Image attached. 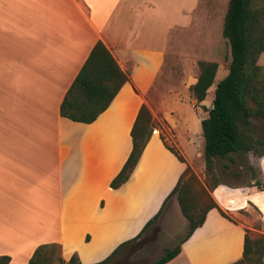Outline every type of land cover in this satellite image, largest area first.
Segmentation results:
<instances>
[{
  "label": "crops",
  "instance_id": "obj_1",
  "mask_svg": "<svg viewBox=\"0 0 264 264\" xmlns=\"http://www.w3.org/2000/svg\"><path fill=\"white\" fill-rule=\"evenodd\" d=\"M211 10V0H0V257L8 264H27L36 247L52 243L64 262L75 255L96 264L155 214L164 222L180 214L175 196L165 199L191 168L186 144L201 141L206 101L166 89L160 76L177 59L170 51ZM96 42L127 81L94 121L72 122L59 105ZM141 105L172 133L161 139L153 129L127 180L111 189ZM256 158L264 176V156ZM209 196L227 218L208 210L164 264H234L246 230L264 235V190L218 185ZM251 210L260 213L258 230L245 217Z\"/></svg>",
  "mask_w": 264,
  "mask_h": 264
},
{
  "label": "trees",
  "instance_id": "obj_2",
  "mask_svg": "<svg viewBox=\"0 0 264 264\" xmlns=\"http://www.w3.org/2000/svg\"><path fill=\"white\" fill-rule=\"evenodd\" d=\"M251 0H227L223 16L221 36L229 49V62L226 75L215 84L210 106L200 109L206 116L200 121V131L203 140L201 158L205 176L204 189H200L204 201L197 203L190 193L194 177L188 166L179 177L166 199L175 196L180 214L187 222L184 237L171 249H165L163 255L152 264H164L176 256L179 245L199 227L206 212L216 209L220 216L227 218L209 196L218 185H231L223 182L215 174L213 161L227 160L237 168H246L252 179L253 170L248 164L247 154L256 157L264 156V140L253 139L241 132V128L249 125L250 110L245 100H250L257 110L264 111V100L258 95L255 84V62L264 51V5L262 8L250 7ZM198 74L195 82L188 87L195 103L205 100L208 88L212 85L217 65L213 62L197 63ZM127 81V76L118 68L105 47L96 42L72 83L68 87L59 105V116L72 122L89 124L102 113L121 86ZM152 131L150 114L144 105L138 108L129 136L131 139L130 153L118 174L110 181L111 189L123 184L134 168ZM170 152L169 148H167ZM236 155L237 158L234 157ZM178 161L182 162L179 156ZM228 170V165H223ZM241 172L231 173L232 177H240ZM186 178V180H184ZM249 187L259 191L264 190V184L254 181ZM146 222L142 230L131 240L121 243L103 261L96 264H109L121 249L135 241L141 232L157 217ZM264 235L249 239L245 232L241 259L234 264H263ZM9 258L0 257V264H8ZM27 264H80L75 255L64 262L59 255V245L44 244L36 247Z\"/></svg>",
  "mask_w": 264,
  "mask_h": 264
},
{
  "label": "rangeland",
  "instance_id": "obj_3",
  "mask_svg": "<svg viewBox=\"0 0 264 264\" xmlns=\"http://www.w3.org/2000/svg\"><path fill=\"white\" fill-rule=\"evenodd\" d=\"M211 1L212 10L209 11L210 13L201 12L199 23L195 26V29L184 33L182 47L178 49L175 47V52L170 51L169 53V56H171V53H175L174 55L177 56L176 61L172 60L170 65L165 66L162 72L165 75L167 74L165 78L160 76L161 80L164 79L163 83L166 82L167 84L164 86L166 89H177L184 97L191 96L188 87L192 82H195V78L197 77V63L200 61L215 63L217 65L216 73L212 85L207 90L206 102L203 105L206 108L210 106L215 84L226 75L227 64L229 62L228 45L221 36L223 12L227 0ZM263 5L264 0H251L250 3V7L253 9L262 8ZM254 66L257 68L254 78L255 82H257L255 86L258 88L259 97L264 100V51L258 55ZM159 88L162 89L163 86L161 85ZM245 103L250 110L249 125L246 128H241V132L250 135L253 139L264 140V111L257 110L256 106L250 100L246 99ZM153 129L160 132L161 139H166L172 133V130H168L165 122L160 118L155 123H152V131ZM198 138L201 140V145L200 142L193 139L191 143L186 144L189 149L186 152L188 156L190 155L193 158L191 168H189L191 175L194 177V181L190 184V193L197 203H201L205 198L200 191L201 188L204 189L205 176L201 158L203 140L200 133ZM168 148L172 151L174 149L173 147ZM234 157L238 160L236 155ZM248 157L251 158L252 162L251 165L249 164L253 170L252 179L250 172L246 168L239 169L236 165H231L227 160L221 159H215L213 161L215 174L220 180L231 185V187H249L251 186L250 183L254 181L259 182V184H264V176L260 174L259 170V161L252 153H249L246 158ZM223 165H228L229 171L226 172ZM235 171L241 172L240 177L235 178L231 176V173ZM245 217L252 222L253 228L258 230L260 213L251 210L250 214H245ZM164 220L163 215L158 220H154L143 236L136 243L128 246L110 264H151L161 255L162 250L167 245H170V248L175 246V242L177 243V241L184 237L187 225L183 223V219L177 211H174L165 222ZM246 234L249 239H255L263 235L255 231L247 230ZM175 237L177 238L174 239Z\"/></svg>",
  "mask_w": 264,
  "mask_h": 264
}]
</instances>
